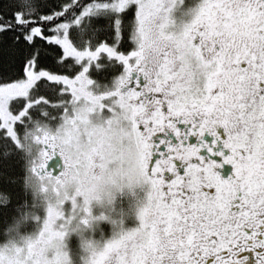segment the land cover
I'll list each match as a JSON object with an SVG mask.
<instances>
[{
  "label": "snow or ice",
  "instance_id": "6c2138e0",
  "mask_svg": "<svg viewBox=\"0 0 264 264\" xmlns=\"http://www.w3.org/2000/svg\"><path fill=\"white\" fill-rule=\"evenodd\" d=\"M0 264H264V0H0Z\"/></svg>",
  "mask_w": 264,
  "mask_h": 264
}]
</instances>
